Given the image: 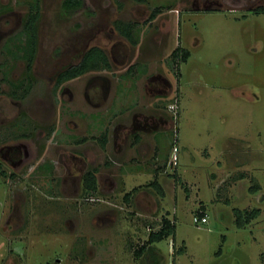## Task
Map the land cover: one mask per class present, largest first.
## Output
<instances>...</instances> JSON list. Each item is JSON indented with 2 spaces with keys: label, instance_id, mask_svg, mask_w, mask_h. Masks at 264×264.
Here are the masks:
<instances>
[{
  "label": "rangeland",
  "instance_id": "obj_1",
  "mask_svg": "<svg viewBox=\"0 0 264 264\" xmlns=\"http://www.w3.org/2000/svg\"><path fill=\"white\" fill-rule=\"evenodd\" d=\"M35 1L0 0V62ZM38 1L34 87L20 102L0 96V136L21 113L35 126L18 141L20 163L0 155V264H264V11L254 10L264 0H212L214 10L193 0H83L71 15L62 0ZM156 6L178 11L164 9L150 22ZM116 18L140 25L138 43L112 34ZM86 42L103 47L111 68L67 85L81 92L93 74L106 77V95L91 92L97 107L51 86ZM177 46L185 59L170 55ZM14 64L8 77L21 72ZM157 73L169 83L161 93L147 87H163L150 78ZM134 114L164 121L127 133L115 151V124L130 126ZM104 128V150L95 140L75 143ZM81 151L88 167H99L95 192L61 181L63 163ZM76 174L72 167L68 175ZM253 209L260 213L245 222ZM199 210L206 222H194ZM163 217L175 232L146 244Z\"/></svg>",
  "mask_w": 264,
  "mask_h": 264
},
{
  "label": "flooded vegetation",
  "instance_id": "obj_2",
  "mask_svg": "<svg viewBox=\"0 0 264 264\" xmlns=\"http://www.w3.org/2000/svg\"><path fill=\"white\" fill-rule=\"evenodd\" d=\"M36 0L33 3V10H32V18L33 20H35L34 22V26H35V30H36V46H35V52L33 54L32 57V61L30 62V68H28V64L29 62L26 60V58L24 57V51L20 50L18 48V45L21 44L23 46V44H26V32L23 31L24 29V24L27 21V19L29 18V14H30V9L27 11L26 15L21 18L18 21V25H22L20 31L18 32L17 35L9 37L6 39L5 44H4V48L5 51L2 52V55L5 56V59H3L0 62V96L5 95L7 97H9L11 100L16 101V102H20L23 99H25L31 92V90L34 87V73H35V62H36V57H37V49H38V41H39V22L41 19V6L39 4V1ZM63 1L61 3V10L62 13L65 15H71L75 12H77L78 10L81 9V7L84 4L83 0H80V6L77 7L76 9H74L73 11H66L65 9H63ZM114 2H116L119 6L121 4V2L119 0H113ZM212 0H193V5L195 8H199L201 9V6H206L205 10H214L211 9L209 4H211ZM258 8V7H257ZM164 9L167 10H171V11H178L177 9H174L172 7H163V6H156L154 7V9L151 11V13H149L148 19L150 22H152L153 20H155L157 18V16L164 11ZM255 9V8H254ZM156 10V11H155ZM155 11V12H154ZM152 13H154L152 15ZM120 20L123 22H133L135 23V25L133 26V30L134 33H136L134 35L133 33V39H136V42L138 43V39H139V34L138 32L140 31V25L136 22V21H130V20H123L120 18H116L113 20L112 22V34L115 35L116 34L119 37H122L124 39H126L130 44H132V42H130L128 40V38H126L125 36H123L122 34H120V32L117 30V28L115 27V21ZM21 37V38H19ZM19 40H21V42H19ZM126 41V42H127ZM120 41H115V45L118 44ZM20 46L21 49H23V47ZM92 47H98L101 50H103V52L106 54L107 59L109 61V67H105V68H101V69H91V70H87L79 75L70 77L68 79H65L62 82H58V76L62 71L67 70L68 68H70L71 66L76 65L85 55V53ZM11 50V51H10ZM116 59V58H115ZM15 63V64H14ZM17 65L21 66L20 67V73L18 74V77H13V73L11 74V77H8V72H10L11 67L13 68L14 66L11 65ZM111 68V63L109 60V57L107 55V53L104 51L103 47H101L98 44H94V43H90V42H86V44L84 45V47L81 49V51L73 57V62L68 63L66 66L58 69L54 75H53V83H52V90L54 93L58 92L60 93V95H65L69 101H73L76 97L82 96V98L89 103L90 105L97 107L99 105L98 101L93 100L92 96H91V92H93V90L96 88V90H98V93L101 95V97H104V95H106L107 92V88L110 87L109 85V81L106 77L97 74H93L91 77H89L86 81V83L83 86V90L80 92L76 89H72L70 88L69 85H67V82L69 81H73L74 79H77L81 76H84L85 74L89 73V72H96V71H102V70H110ZM27 72H30L29 75H27ZM152 79V81L155 82H159L160 85H162L163 87H149V85H147L148 88H153L155 89L158 93H161V91H165V87L164 86H169L168 80L167 78L163 77L161 74L157 73V74H152V76L150 77ZM5 87V88H3ZM7 87V89H6ZM25 87H29L26 91L24 90ZM16 93L17 96H14L13 93ZM71 121V120H69ZM163 118L162 117H156L153 115H146V116H138L137 114H134L132 116V120H131V125L127 126L123 123H116L115 127H114V134H115V151H118L119 147H121V144L123 143V141H121L122 138L125 139L127 137V133L129 132H134L137 129H141V130H145L148 129V127H156L158 125V123L163 122ZM32 121L25 115V113H21L19 114L18 118L10 123V124H6L4 126V129L6 131L5 135H1L0 136V155L2 157H4L5 159H11V157L13 156H19L18 159H16L14 162L15 163H20L21 160L23 159V150L21 149V147H19V140H27L31 137V132L35 129V126L32 125L31 123ZM32 125V126H31ZM31 126V131L29 130L28 132H21V133H14L12 132L13 128H21V129H28V127ZM53 128V127H52ZM104 131L100 134L99 137H94L93 135H91V139H89L86 136H81L80 138H76L75 139V143H77L78 145H84V143H86L88 140H95L98 142V144L100 145V148L102 150H104L106 144H107V140H108V131L106 128L103 129ZM56 133H59V129L56 128L55 129ZM74 137V135H69V137L71 138ZM136 137H138V140L136 139ZM119 139V140H118ZM140 140L139 135L135 134L134 136V141L138 142ZM11 141H15V142H11ZM122 142V143H121ZM87 149V148H86ZM87 151V150H86ZM81 153V154H80ZM82 151L79 153H71V156L69 162L67 163V161H65L63 163V165L66 167V172L69 171L71 172V168L74 167L77 174L76 175H68L67 173V177H63L61 181H70L72 183H77L79 186H83L86 183V178L89 172H91V176L94 178L95 184L98 187V177L100 176V171H99V167L98 165L95 166H87V161H85L82 158ZM80 158V159H79ZM89 159L90 155L89 153L86 152L85 154V159ZM1 160V158H0ZM2 164V162L0 161V165ZM75 164V166L73 165ZM1 170V169H0ZM15 176L14 171H12V173H10V177ZM97 187L96 190L97 191ZM93 191V192H95ZM14 214V213H13Z\"/></svg>",
  "mask_w": 264,
  "mask_h": 264
},
{
  "label": "trees",
  "instance_id": "obj_3",
  "mask_svg": "<svg viewBox=\"0 0 264 264\" xmlns=\"http://www.w3.org/2000/svg\"><path fill=\"white\" fill-rule=\"evenodd\" d=\"M80 0H64L63 1V9H65L66 11H73L74 9H76L77 7L80 6ZM33 4L30 5V16L27 19V21L25 22V26L23 31L26 32V44H23V49H21L19 47L20 50L24 51V57L26 58V60L29 62V66L28 68H30V62L32 61V57L33 54L35 52V46H36V30H35V26H34V22L35 20H33L32 18V10H33ZM261 9L262 11H264V7L260 6L258 8H255L254 10H258ZM156 11V10H155ZM154 11V12H155ZM154 13H152L153 15ZM34 21V22H33ZM135 25V23H131V22H123L120 20L115 21V27L117 28V30L120 32V34H122L123 36H125L126 38H128V40L132 43H136V39H133V26ZM136 33H134L135 35ZM21 38V37H19ZM19 42H21V40H19ZM11 51V50H10ZM174 59H185L188 55L187 51H184L180 48V46H177L170 54ZM105 67H109V61L107 59L106 54L103 52V50H101L98 47H92L90 48L85 55L83 56V58L74 66H71L70 68H68L65 71H62L59 76L57 81L58 82H62L65 79H68L70 77L79 75L87 70H91V69H101V68H105ZM30 72H27V75H29ZM29 87H25V91L28 89ZM14 96H17V94L14 92L13 93ZM136 139L138 140V137H136ZM91 172L88 173L87 178H86V183H85V188L84 191L86 190L87 192H93L96 190V184L94 181V178L90 175ZM153 185H155L160 191L161 190V186L158 185V182L155 180L152 182ZM254 188H257V186L255 185ZM128 193H126V197H128ZM235 214L239 216L240 219L242 214L241 211L239 209L235 210ZM260 213V209H253L251 211H246L245 212V218L244 221L245 222H249L250 220H252L253 218H255L256 216H258V214ZM198 216H202L204 215V211L203 210H199L197 212ZM239 218H237V222L239 221ZM238 222L239 225H242L243 222ZM175 232V223L166 218L163 217L162 221H161V225L159 227L158 230L155 231H151L149 232L148 238L146 240V244H151L155 241H160L161 239H163L164 237H167L171 234H173ZM145 248V244L141 245L136 251L135 254L136 255H141L142 254V249ZM184 248H180V251H183Z\"/></svg>",
  "mask_w": 264,
  "mask_h": 264
},
{
  "label": "built area",
  "instance_id": "obj_4",
  "mask_svg": "<svg viewBox=\"0 0 264 264\" xmlns=\"http://www.w3.org/2000/svg\"><path fill=\"white\" fill-rule=\"evenodd\" d=\"M177 152H178L177 146H173V149H172V157H171V160L169 161V163H170L171 166L176 165L178 163ZM193 220L196 223H198V222H206L207 221V217H206L205 214L202 215V216L195 215L193 217Z\"/></svg>",
  "mask_w": 264,
  "mask_h": 264
}]
</instances>
